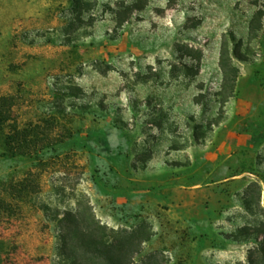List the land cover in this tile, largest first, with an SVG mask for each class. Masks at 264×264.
<instances>
[{"label":"rangeland","instance_id":"1","mask_svg":"<svg viewBox=\"0 0 264 264\" xmlns=\"http://www.w3.org/2000/svg\"><path fill=\"white\" fill-rule=\"evenodd\" d=\"M81 5L0 0V96L69 135L32 156L0 138V197L30 189L0 264H74L76 211L142 240L136 264H264V0Z\"/></svg>","mask_w":264,"mask_h":264},{"label":"trees","instance_id":"2","mask_svg":"<svg viewBox=\"0 0 264 264\" xmlns=\"http://www.w3.org/2000/svg\"><path fill=\"white\" fill-rule=\"evenodd\" d=\"M75 7L77 18H81L84 8L81 0H71ZM53 118V125L42 126L40 123H20L14 117V104L11 96H0V138L4 150L13 156H32L45 147L63 141L69 135H63ZM42 121V120H40ZM66 131V130H65ZM16 194L11 199L0 197V212L16 208V201L22 200L23 192L30 190L26 180L12 184ZM36 188V187H35ZM33 188L34 191L36 189ZM33 191V192H34ZM28 194V193H27ZM64 251L74 256V264H136V254L139 253V243H134L133 235L127 233L122 237L115 235L114 229L96 220L92 212H68L62 225ZM135 244V245H134ZM139 244V245H138Z\"/></svg>","mask_w":264,"mask_h":264}]
</instances>
